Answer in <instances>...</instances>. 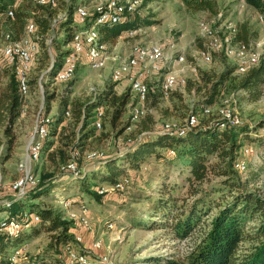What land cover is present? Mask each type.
<instances>
[{
  "label": "trees",
  "instance_id": "obj_1",
  "mask_svg": "<svg viewBox=\"0 0 264 264\" xmlns=\"http://www.w3.org/2000/svg\"><path fill=\"white\" fill-rule=\"evenodd\" d=\"M182 1L193 12H218L217 4L212 0ZM15 2L16 0H0V14L4 17L8 34L13 40H20L26 35L31 21L35 27L31 38L40 45L41 50L39 72L42 74L45 67H48V71L40 79L33 78V72L31 73L28 82L30 96L31 87L38 82L49 89L56 63L61 62L69 53L68 48L64 51L62 49L70 44L76 32L83 30L75 22V12L84 4H77L78 0H54V5L50 2L40 4L33 0H22L19 5ZM149 2L150 0H142L141 5L126 22L98 24L99 42L113 44L124 31L138 29L146 21L140 11ZM245 2L264 14V0ZM9 12L13 13V18L8 17ZM98 15L96 13L90 16L85 27L96 25ZM236 30L233 43L252 45L254 38L248 24L242 23ZM205 47L201 51L206 53ZM227 50L225 48L218 53L226 55ZM10 66L15 71L7 69V83L0 80V171L6 169L4 167L9 161L15 162L14 153L20 146V136L15 125L22 119L25 108L23 105L28 99V95L23 99L20 94L17 65ZM194 75V80H185L184 87L187 95H203L196 107L191 111V106L185 103L184 92L173 98L175 110L180 113V119H184L183 126L156 130L148 138L139 136L134 140L129 139L125 142L124 151L112 155L104 154L106 157L93 161L100 164L99 174L90 176L81 173L80 176L73 177V181L78 183L76 187L81 196L97 203L104 202V199L112 201L110 198L114 193L99 194L96 190L98 184L114 186L119 177L127 175L130 170L139 172L142 165L154 166V174L148 175V181L153 185L152 188L157 183L158 186L154 188L157 195L152 197L141 190L129 203L134 205L143 199L148 201L150 208L146 212L147 217H132L130 211L133 209H126L118 202V207L127 212V221L120 223L119 228L124 229L130 224L133 228L162 230L173 241L184 242L192 239L194 243L187 256V264H264V193L252 188L264 176V134L259 132H264V123L255 129V138L251 136L254 133L252 128L244 122L222 127L214 115L206 117L208 122L205 125L200 122L193 126L187 124L190 116L198 118V110L204 116V110L213 109L219 100L232 92H243L248 102L258 101L263 96L264 63L245 73H239L235 65L225 66L221 72L198 70ZM115 86L113 81L107 83L101 92L86 101L57 98L53 92L46 93L43 116L47 120L48 135L43 140L40 157H46L54 173H61V168L71 161L74 151L78 150L84 159L85 153L90 152L96 142L107 138L105 132H100L105 128L106 122L116 126L133 109L137 99L130 87V91L119 95ZM148 87L149 100L146 99L145 103L151 100L152 107H156L177 86L167 95L162 91L160 83L156 86L148 84ZM56 101V112L49 119L51 104ZM66 112H70V117H66ZM99 112H102V130H97L94 126ZM131 117L133 119L132 114ZM147 119L150 125L147 126L145 121L144 132L152 130L153 121L150 116ZM248 140L257 143V158L248 162L246 171L241 174L236 169V164L241 161L242 146ZM173 170L178 173V177L183 178L182 183L173 177ZM19 177L20 173L15 180ZM172 178L173 181L170 182ZM52 180H40L24 196L0 203V213L6 215L0 216V264L10 257L11 254L9 257L7 254L9 249L20 248L25 241L23 238L27 235L26 232L37 233L40 229L46 230L51 237L42 259L37 264H49L50 262L44 260L49 253L54 254V264H71L72 260L81 257L85 260L73 264H90L88 252L79 253L73 249L78 241L72 233V221L44 202L54 189L60 187ZM68 185L63 187L69 188ZM24 213L33 217L38 215L39 221L32 222L33 218H24ZM8 217H16L21 226L16 235L9 236L1 229V223ZM68 247L73 248L68 250ZM63 251L68 259L61 262L56 255L61 256ZM97 264L103 263L98 261Z\"/></svg>",
  "mask_w": 264,
  "mask_h": 264
},
{
  "label": "rangeland",
  "instance_id": "obj_2",
  "mask_svg": "<svg viewBox=\"0 0 264 264\" xmlns=\"http://www.w3.org/2000/svg\"><path fill=\"white\" fill-rule=\"evenodd\" d=\"M33 1L39 2L40 0ZM109 1L110 0H78L77 4H84L83 6L87 9L90 17L96 13L100 15L107 7ZM212 1L218 6V12L216 14L193 12L182 0H150L149 4L140 11V14L146 18V21L136 30L124 31L115 43L105 45L107 63L104 68L95 69L88 59L80 57L74 77L69 82H56L55 75L62 66L63 60L56 63L49 89L46 85H42L40 84L41 82H38V84L31 87V95L26 97L28 99L25 98V115L22 114V119L17 121L15 125L16 131L20 136L18 140L20 146L14 153L15 162L9 161L4 167L6 169H1L0 171L2 179V185L0 186V203H5V201L17 197L11 189V184L16 177H18V167L24 164L39 181H49L53 179L52 181H56L57 185L59 184L60 187L54 189L44 202L48 207L58 211L62 216L72 221V223L74 220L76 224L73 223L74 228L72 229V233L75 235V240L77 236H79L82 238V241L76 242L74 248H72L79 253H81V251L88 252L90 264H97L98 261L103 264H187V256L193 248L194 241L192 239L178 242L173 241L162 230L133 228L130 224L124 229L118 227L120 223H125L127 221V212L124 211L125 209L122 210L118 207V202H121L126 209L127 207L133 209L132 212L130 211L132 217H147L146 212L150 208V203L148 201L143 199L134 205H130L129 203L134 199V195H138L141 190H143L146 195L148 194L152 197L157 195L154 189L158 186L157 183L152 188L153 185L151 186V183L148 181L150 177L148 175L154 174L152 171L155 168L154 166L146 167V165H142L139 172L130 170L127 175L119 177L115 185H112L113 187L102 183L98 184L96 190L98 192L102 191L103 193L101 194H105L106 189L109 190V193L114 194L112 198H110L112 201L104 199V202L97 203L90 198L80 195V191L78 187H76L78 183L73 181V177L77 176H72L68 173L64 174L62 172L59 174L54 173L52 167L46 161L45 156L42 159L40 157L41 160L39 159L38 161L31 162H27L26 156L28 144L34 135L36 124L40 118L44 119L43 113L45 110L44 103L46 100V93L53 92L57 98L67 97L71 100L86 101L92 99L103 90L107 83L112 81L115 82L113 75L116 70H128L127 65L119 64V61L123 60L122 57L125 52V54L129 51L131 52L135 46H159L164 54L165 58H162L164 60V67L162 63L159 64L162 66L161 71L159 74H155V79L149 84H156V79H159V77L162 79L166 72L174 73L187 82V79L191 81L194 80V74H196L198 70H215L216 72H221L225 66L235 67V65L238 69L237 60L232 51H225L226 55H224V53L211 52L210 61L205 60L203 51H201L203 46L205 47V39L200 30V23L202 22H205L213 28V30L221 33L224 32L225 34L230 31V28H237V26L242 23L248 24L254 38L251 43L252 47L257 53L264 56V14L247 5L245 1ZM30 23L32 24L31 21H29V25ZM77 26L80 27L78 24ZM7 34L8 30L6 29L4 17L0 14V48L5 45ZM26 35H30L27 33V30ZM200 44L202 48H200ZM70 47L67 46L62 49V51L67 48L70 49ZM38 48V52L33 55L30 75L33 72L32 77L40 79L42 75L46 74L48 67H45L42 74L39 72V59L41 56L40 45H38ZM180 57L183 58L181 63L178 62ZM115 63H118L116 67H114ZM7 69L8 68H4L0 72V80L4 84L8 81V76L6 75ZM122 80L126 81V71H123V77L120 81ZM122 85L125 86V84ZM127 86L130 87L129 85ZM127 86L125 88L123 87V91L117 92V94L120 95L128 91L129 88ZM262 91L263 96L255 102L246 101L243 92H232L231 94H227L217 102L213 109L211 108L210 115H214L216 119V117H220L219 110H221L222 107L230 111L232 110L231 112L236 118L252 128L254 133H252L251 136L255 138V129L259 127L260 124L264 123V85ZM182 92H184L186 96L185 103L191 106V111L199 103V100L203 98L202 94L199 95L197 93L187 95L184 85L181 84L169 95L164 96L165 98L162 99L160 104L156 107H152L151 100L147 104L142 102L139 106L135 103V109H141L144 112L147 111L148 115L146 116V113L141 118H134L133 114L135 109L133 107V109H130L128 113L117 122L116 126H112L110 122L107 121L103 131H100L105 132L107 138L96 142L91 150L101 151L106 155L118 154L120 151H124L126 147L125 142L129 139L134 140L139 136L148 138L151 136V132L164 128L166 124H170L171 128L183 126L185 124L183 122L184 119H180V113L175 110L173 104L175 95ZM145 104L147 108H145ZM57 106V101L51 104L49 119L56 112ZM198 113L200 114V116L199 114L197 115L198 122H200L201 125H205L208 122V118L206 117H210V115L207 116L203 113V116L200 110H198ZM131 114L133 115V119L132 117L130 118ZM148 116H150L153 121L151 124L152 130L144 132L143 128L145 126V121L147 126L150 125L147 121ZM127 120L129 122H127ZM124 126H126L125 129ZM100 130H102V127ZM259 132H261V135L264 134L263 131ZM257 150L258 145L256 142L249 140L244 141L240 160L245 161L246 165L251 160H256ZM79 168L81 173H87L90 176L97 175L101 172L99 163L87 162V160L83 158L79 160ZM240 173L242 174L244 171H240ZM172 175L174 178H178L181 183L183 182V178L178 177V173L175 170L172 171ZM125 178H128L129 183H121V187H117L116 184L123 181ZM262 178V181L258 185L252 187L255 190H259L260 193H264V176ZM171 181H173V178L170 179V182ZM66 184H69V188L63 187ZM71 186H75L76 188H72ZM119 188L120 192L117 193L111 190ZM80 202L85 203L86 206ZM83 208H85L87 212L83 210ZM34 216V221L38 222L39 216ZM249 226H251V224H249ZM20 229L21 226L19 230ZM26 234L27 235L23 238L25 241L21 244L19 249H9L7 253L8 257L10 254L11 255L3 264H37L36 262L42 259L41 256L49 242L51 234L43 229H40L37 233L26 232ZM77 243L79 244L77 245ZM72 248L68 247L67 249L69 250ZM16 252H18L19 255H17ZM53 255L54 254L51 253L47 254L44 259L45 262L54 264L52 260H56ZM56 256L61 259V262L68 259L64 251L61 256ZM72 257L74 258V255H72ZM79 260L83 261L85 258L81 257V259L77 258L72 260L71 264Z\"/></svg>",
  "mask_w": 264,
  "mask_h": 264
},
{
  "label": "bare ground",
  "instance_id": "obj_3",
  "mask_svg": "<svg viewBox=\"0 0 264 264\" xmlns=\"http://www.w3.org/2000/svg\"><path fill=\"white\" fill-rule=\"evenodd\" d=\"M245 1V0H243ZM22 0H16V5L21 3ZM50 2L51 4H55L54 0H40V4H45ZM140 3V4H139ZM141 5V0H110L107 4V16H114L113 20L109 21H102L104 19V12H102L100 15L97 16V23L96 25L85 27L89 15L87 12V9L84 6H79L76 10V23L83 28V30L76 32L72 40L70 42V50H79V48L84 50V54L87 55V59L91 63L92 67L95 69H102L106 66L107 63V57L105 54V44H102L99 42V30L97 25L99 24H119L126 22L129 20L132 15L135 13L137 8ZM8 17L13 18V13L9 12ZM82 17V18H79ZM35 27L33 24H30L27 26V33L30 35H26L20 40H13L10 34L6 35L5 39V45L0 48V62L2 58L6 55V52L11 50V52L15 53V57L7 59V65H17V79L19 82V90L20 94L24 95V89L27 90L28 95V82L30 79V72L32 68V61H33V55H35L38 52V44H36L32 38L31 34L34 32ZM200 30L203 34V37L205 39V44L207 47V52H203V56H205L206 61H210L211 59V52H220L223 49H228V51H232L236 60L239 73H245L246 71L255 68L257 66H260L262 63H264V56L257 53L255 49L252 47V45L247 46L243 43H233L234 37L237 33L236 28H230V31L228 33H221L216 30H213L209 25H207L205 22L200 23ZM227 32V31H225ZM82 36V39L79 37ZM25 41V42H20ZM27 48V49H26ZM26 50V61H25V71L23 74V62H24V52ZM164 58L163 52L159 46H135L131 50V54L128 57L127 61L124 63V65H127L128 68H135V70H143V75H152V74H159L161 71L160 61ZM80 57H70V54H67L62 61V66L58 70V72L55 75V81L56 82H67L69 80V71H62L67 64L69 66H74L77 71V66L79 62ZM183 58L180 57L178 59V62H182ZM123 65V66H124ZM157 69V70H155ZM122 69H118L114 72L113 79L115 82L120 81L123 77V71ZM74 71V75L76 73ZM23 75V76H22ZM142 75V76H143ZM142 76L133 77V81H131L130 89L134 97L140 101L145 102L148 96L149 87L148 83L144 81ZM73 77H70V80ZM178 84H185V79H182L178 77V75L166 72L161 81V89L164 92V94H168L170 91H172ZM26 95V96H27ZM219 109V108H218ZM220 111V117H217V119L220 122V125L222 127L227 126V123L231 124H240L241 121L234 116V114L226 108H223ZM218 111V112H219ZM146 111L144 112L141 109H135L134 111V118L142 117ZM205 115L209 116L211 114V108H207L203 112ZM66 116H70V113L67 112ZM217 116V115H216ZM96 121L94 123V126L97 129L100 130L102 127V112H99L97 114ZM47 123V120H39L36 124L35 131L37 130H45V125ZM198 123V118L193 116L188 119L187 124L188 125H195ZM165 129H173L171 128L170 124H166L164 126ZM176 128V126H175ZM48 130L45 131L44 137H42L41 146L43 143V140L47 137ZM41 146H35V152L34 156L32 157V161H38L40 159V151ZM104 153L100 151H90L85 153L83 156L87 162H93L98 159H102L104 157ZM81 158L80 152L74 151L72 153V159L67 164H65L61 168V172L64 171H71L72 165L75 163V168H79V163L77 159ZM82 159V158H81ZM22 165L18 168V171L20 173ZM247 168L246 162L241 160L236 164V169L245 172ZM81 173H79L76 176H80ZM32 178H36L34 174H32ZM128 178L123 179V181L118 182L116 184L117 187H121V183L128 184L129 181L126 182ZM19 181V178L15 180L14 183H12V186H17V182ZM37 182H30V188L35 186ZM2 185V179L0 176V186ZM99 193H103L102 191H99ZM87 212L85 208H83ZM84 211V212H85ZM85 212V213H86ZM24 218H33V216H28L27 213H24ZM35 217V216H34ZM20 225L17 222L16 217H8L6 220H4L1 223V229L6 232L9 236L16 235L19 232ZM18 255V252H16ZM14 259V258H13Z\"/></svg>",
  "mask_w": 264,
  "mask_h": 264
},
{
  "label": "built area",
  "instance_id": "obj_4",
  "mask_svg": "<svg viewBox=\"0 0 264 264\" xmlns=\"http://www.w3.org/2000/svg\"><path fill=\"white\" fill-rule=\"evenodd\" d=\"M241 1H243V0H241ZM103 12H104V19L102 21H109V20L114 19V16H107V7L103 10ZM7 15H8V13H7ZM79 18H82V17H79ZM79 38L82 39V36H80ZM20 42H25V41H20ZM68 54H70V57H81V58L87 59V55L84 54V50L81 48H79V50H70L69 49ZM13 57H15V53L11 52V50L6 52V55L4 56V58H2V60L0 62V72L4 68L13 69V71H14L13 67L7 66V59L13 58ZM26 60L27 59H26V50H25L24 62H23V74L25 71V61ZM155 70H157V69H155ZM62 71H69V80H67V82H69L70 77H74V71H76V68L74 66H69L67 64V66H65V68L62 69ZM121 71H126V81H123V82L126 83L127 85L131 84V81H133V77L142 76L144 73L143 70H135V68H128V70H121ZM26 95H27V90L24 89L23 99H25ZM147 100H149V92H148ZM135 103L137 104V106H139V104H141L142 102L135 101ZM23 106H25V103ZM22 113H23V111H22ZM40 120H45V119L40 118ZM230 125H232V124L227 123V126H230ZM96 127H97V125H96ZM180 130L181 129H175V131H180ZM45 131H47L46 125H45V130L34 131V135L31 138V140L28 144V148H27V156H26L27 162L32 161V157L34 156V152H35V146H41L42 137H44ZM77 160H79V159H77ZM63 173L64 174L68 173V174H71L72 176H76L81 172H80V169L75 168V163H74V165H72L71 171H64ZM127 181L128 180H126V182ZM30 182H37V184H38L39 180L37 178H32V173L23 164L21 167V170H20V177H19V181L17 182V186H11V189L16 193L18 198L22 197L26 194L27 190L30 189ZM111 190H112V192H114V191L120 192V188L119 189H111ZM106 193H109L108 189H106ZM32 222H35V221L32 220ZM73 223H75L74 220H73ZM76 240L78 242H81L82 238L77 236Z\"/></svg>",
  "mask_w": 264,
  "mask_h": 264
},
{
  "label": "crops",
  "instance_id": "obj_5",
  "mask_svg": "<svg viewBox=\"0 0 264 264\" xmlns=\"http://www.w3.org/2000/svg\"><path fill=\"white\" fill-rule=\"evenodd\" d=\"M69 47H70V44L68 45ZM69 49V48H68ZM124 52H125V50H124ZM126 53V52H125ZM124 53V56L122 57L123 58V60L122 61H119V64H124L126 61H127V59H128V57L130 56V54H131V52L129 51L127 54H125ZM130 53V54H129ZM129 55V56H128ZM164 55V54H163ZM165 58V57H164ZM160 63H164V60H161L160 61ZM117 64L118 63H115V65H114V67H116L117 66ZM114 67H113V69H114ZM163 67H164V64H163ZM113 72V71H112ZM162 75V74H161ZM154 76H156L155 74H152V75H143L142 76V78L144 79V81L145 82H147L148 84L149 83H151V81L153 80V79H155V77ZM146 77V78H145ZM154 77V78H153ZM161 78L159 77V79H156V84L157 83H160L161 84ZM123 81H125V80H122V81H120V82H122V83H120V82H118V83H116V82H114V83H116V86H115V90L117 91V92H121V91H123V89L127 86V84L126 83H124ZM122 84H125V86H123ZM156 84L154 83V84H149V86L151 85V86H156ZM122 85V86H121ZM124 87V88H123ZM128 87V86H127ZM134 96V95H133ZM2 215H5L4 213H0V216H2ZM6 216V215H5Z\"/></svg>",
  "mask_w": 264,
  "mask_h": 264
}]
</instances>
